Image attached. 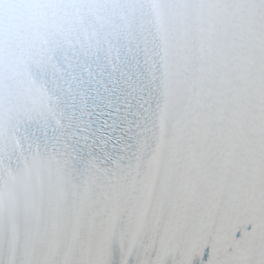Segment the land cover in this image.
Wrapping results in <instances>:
<instances>
[{
	"label": "snow or ice",
	"instance_id": "obj_1",
	"mask_svg": "<svg viewBox=\"0 0 264 264\" xmlns=\"http://www.w3.org/2000/svg\"><path fill=\"white\" fill-rule=\"evenodd\" d=\"M0 264H264V0H0Z\"/></svg>",
	"mask_w": 264,
	"mask_h": 264
}]
</instances>
